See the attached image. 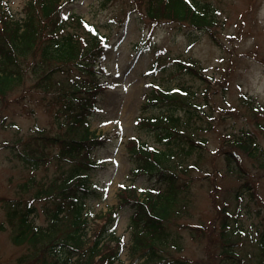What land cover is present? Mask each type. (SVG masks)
I'll return each mask as SVG.
<instances>
[{
	"label": "rangeland",
	"instance_id": "1",
	"mask_svg": "<svg viewBox=\"0 0 264 264\" xmlns=\"http://www.w3.org/2000/svg\"><path fill=\"white\" fill-rule=\"evenodd\" d=\"M9 1L12 9L19 13L26 0ZM211 1L220 9L223 20L217 33V45L213 44L204 33L196 32L195 29L181 28L177 31L171 28V34H169L166 30L138 22L139 16L131 12L137 11L134 0H119L106 10L96 6V0H76L74 3H68L63 10L65 14L75 12L83 15L92 24L100 27L101 32L111 33L110 46L99 62V67L104 69L102 79L107 88L100 94V111L92 120V130L111 136L112 139L106 143L105 147L95 152V158L104 160L106 163V166L100 168L94 177V185L104 197L86 200L89 213L98 212L101 209L106 211L117 204L118 184L128 181L131 168L127 152L128 139L139 137L156 143L155 137L150 132L137 126V117L145 103L144 94L150 90L146 71L151 68L155 60L154 54L146 50L149 45L156 44V48L167 47L168 51L174 55L184 53L180 57L191 58L201 63L206 67L205 72L214 75L216 79L222 77L221 73L228 77L230 83L229 87L227 86V101L238 114H227L225 109L217 106V104H223L221 94L212 97V101L207 99V105L204 104L201 108L203 120L206 121L212 117L215 129L202 134L206 138V144L211 153L203 156L199 166L203 171H211L218 176L213 182H193L186 194V197L193 202L191 212L178 216L175 220L177 223L175 225H181L185 255L194 261L211 257L206 239L188 227L195 223L207 224L214 216L213 209L207 210V207L215 206L219 198L207 200L208 191L213 185H218L222 188L221 196L229 199L227 196L229 189L232 193L238 183L243 185L245 182L244 179L240 181L242 171L240 167L233 165L229 167L225 161L226 155L223 151L229 149V144L224 143L225 138L228 135L231 137L234 133L249 130L256 135L259 146L264 148V128H260L256 122L258 120L259 124L264 126V0H254L252 6H250L252 0ZM119 21L123 24L120 25ZM239 29H241L240 33ZM149 40L152 44L148 42ZM140 46L143 48H139ZM248 57L251 58L248 59ZM234 58H238L235 63ZM250 65H256L260 69L261 74L255 81L252 76L256 71H253ZM24 76L29 83L27 87H30L33 80L28 78L27 72ZM153 80L159 85H184L194 89L199 86L196 77L191 78L183 73L170 72L166 69ZM68 82L69 79L64 78V82L55 88L65 89ZM221 88L220 85L219 89ZM32 89L26 94L24 105L12 102L20 95L21 91H19L11 95V102L0 109V144L14 137L25 138L34 131H38L40 127L59 132L54 125L56 109L49 110L46 105V103H52L55 96L42 90L40 94L34 88ZM240 91H243V95L239 94ZM204 99L201 96L200 104L204 103ZM247 99L252 102L245 103ZM149 110L147 106L145 113ZM4 117L8 118L11 129L3 127L4 121L1 119ZM218 118L224 120L221 122ZM196 124L204 125L200 121ZM234 155L249 171L246 176L255 184L253 191L255 193L251 195L244 190L247 197H242L238 209L233 202L234 207L227 232L230 233L231 238L239 241L236 245L233 244L232 248L242 261L226 260H229L228 264H257L264 258L260 246L261 233L264 230V169L256 171L251 159L249 160L242 151ZM194 158L195 155H192L191 159ZM229 159H231L230 156ZM191 174L193 177H199L202 173L193 171ZM29 176V171L15 158L13 151L0 153V198L16 197L17 185L27 180ZM136 184L142 190L153 185L145 176L137 177ZM131 213L132 209L129 207L123 209L116 222V233L123 236L127 244L121 254V259L125 260L126 264L128 263L126 261L127 246L130 242L127 224ZM5 214V209L1 207L0 223H4L5 229H0V264H18L17 259L24 250L22 246L18 248L13 245L12 229L4 217ZM239 227L244 230L241 238L239 233H236ZM213 241L212 239L208 245L212 246ZM220 250L221 245L218 244L216 252ZM218 261L219 257H213L209 262L201 264H221ZM222 264L225 263L222 262Z\"/></svg>",
	"mask_w": 264,
	"mask_h": 264
},
{
	"label": "trees",
	"instance_id": "2",
	"mask_svg": "<svg viewBox=\"0 0 264 264\" xmlns=\"http://www.w3.org/2000/svg\"><path fill=\"white\" fill-rule=\"evenodd\" d=\"M38 7L31 6L27 10L30 11L26 14V18L22 23H19L14 18L9 21H6V28L2 35L0 36V101L5 99L6 92L11 90L13 85H16V81H19L17 76L13 72H8L5 68H2L3 65L11 66L19 77L22 68L21 61L20 63L13 56L17 52L23 54L28 53V57H31L33 64L32 69L35 68L42 72L46 79L50 77L51 73L63 71L67 69L68 72L73 71L74 69L80 70V56L84 50L82 44V39L79 34L80 26L84 25L82 18L71 16L67 21L60 22L58 17L53 19L50 10L44 12L50 3V0H38ZM163 2L162 0H151L148 12L155 15V11H151V3ZM165 3V2H163ZM162 6L163 14L167 13L170 17L178 16L179 14L186 13L188 9L189 16L192 14V11L189 4L184 0L179 1V3L168 4ZM37 16H35L34 12ZM146 10V11H147ZM44 20H43V17ZM41 17V18H39ZM42 21V24L40 23ZM70 29H76L77 32H71ZM97 42L98 37H94ZM27 57V58H28ZM13 66H16L14 68ZM61 97L64 100L63 106L65 109L64 120L66 122V128L68 136L65 139L59 141V149L61 154L64 157L75 158L77 152L81 146L85 148L89 145L101 143V139L92 135L88 129V119L86 114L81 112V109H86L89 112H93V103L91 107H87L78 98H73L71 91H63ZM95 105V104H94ZM84 126V134L77 133L75 136V130H78ZM264 128V127H263ZM103 141V139H102ZM240 147L248 154L249 158L252 161V166L257 170L264 169V149L260 148L257 141L253 139L251 135H247L243 138L240 143ZM34 152V150H33ZM38 157L34 160V163H30V157L26 159L25 164H30L31 167H42L49 168L46 165L49 157L46 155L44 149L34 152ZM23 158V157H22ZM155 161L157 156H155ZM258 163V164H256ZM29 166V165H28ZM83 168L81 163L77 159H73L66 168L59 169V177L57 180L52 181L51 187L54 188L57 182L61 185L56 186L58 189V194L66 195L69 203H64L59 200V196L55 198L54 206L41 204V207L35 204L36 207L29 202H17L20 203L18 207L10 213V216L14 217L19 214L20 208H28L30 211H40L43 214L50 213L51 208H55L54 218L50 219V225L47 229V232H41L43 237H51V235L58 231L63 230L66 224L67 211H71V219L68 222L72 227H76L81 220V213L83 206L79 203H74L70 193H73V186H79L83 183V180H79ZM248 186V183H246ZM46 189H42L34 195V198L40 200L43 198L40 194L46 193ZM241 190L237 192V198H240ZM158 203H151L147 208L152 216L151 220L145 225L149 230H152L154 233L149 236V240L155 243L156 238L164 237V226L162 220L169 219L171 216V211L165 206L158 207ZM145 204L137 203V211L145 207ZM32 207V208H30ZM64 214L62 217H58L59 214ZM24 219L28 216V212L22 214ZM70 227V226H69ZM71 228V227H70ZM77 231H71L67 234V237L71 240L74 239ZM262 245L264 247V231L262 232ZM168 234L165 235L164 241L167 242ZM21 242V241H20ZM153 250L155 247H151ZM112 262V261H111ZM260 264H264V261Z\"/></svg>",
	"mask_w": 264,
	"mask_h": 264
},
{
	"label": "bare ground",
	"instance_id": "3",
	"mask_svg": "<svg viewBox=\"0 0 264 264\" xmlns=\"http://www.w3.org/2000/svg\"><path fill=\"white\" fill-rule=\"evenodd\" d=\"M252 78H253V76H252Z\"/></svg>",
	"mask_w": 264,
	"mask_h": 264
}]
</instances>
